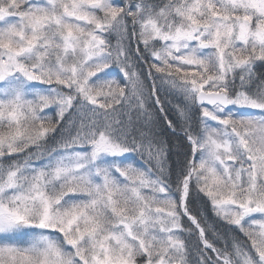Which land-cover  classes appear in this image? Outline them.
<instances>
[{
    "label": "snow or ice",
    "instance_id": "6c2138e0",
    "mask_svg": "<svg viewBox=\"0 0 264 264\" xmlns=\"http://www.w3.org/2000/svg\"><path fill=\"white\" fill-rule=\"evenodd\" d=\"M0 264H264V0H0Z\"/></svg>",
    "mask_w": 264,
    "mask_h": 264
},
{
    "label": "trees",
    "instance_id": "16d2710c",
    "mask_svg": "<svg viewBox=\"0 0 264 264\" xmlns=\"http://www.w3.org/2000/svg\"><path fill=\"white\" fill-rule=\"evenodd\" d=\"M163 96V94H162ZM167 101L169 102L166 107L169 112V118L175 120L176 119V113L174 110V106L180 103V98L168 95L166 97ZM50 115L54 116V113H51ZM158 131H161L163 134L162 138L167 142L168 147V153H167V161L168 164L174 168L177 169L180 162L184 159V154L188 152V144L187 141L183 139V133H179L177 135H173L170 132L165 131V125L161 123L158 127ZM136 163H139L137 160ZM192 207L194 210H199L201 215L204 217L206 223L211 226V228L206 232V235H208V238L210 240H213V234L212 230H215L217 232H223L224 231V221L220 220L218 217L215 216V214L212 211L210 204H205L203 201H201L199 198H197ZM193 240L190 239V245L192 246L193 250H195L196 245L199 243V241L196 239L195 234L193 235ZM217 246L219 247L220 244L217 243ZM194 258V256H193Z\"/></svg>",
    "mask_w": 264,
    "mask_h": 264
},
{
    "label": "rangeland",
    "instance_id": "374dc122",
    "mask_svg": "<svg viewBox=\"0 0 264 264\" xmlns=\"http://www.w3.org/2000/svg\"><path fill=\"white\" fill-rule=\"evenodd\" d=\"M118 78V77H117ZM51 114V113H50ZM194 236L191 237V239L193 240Z\"/></svg>",
    "mask_w": 264,
    "mask_h": 264
}]
</instances>
